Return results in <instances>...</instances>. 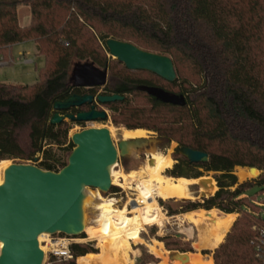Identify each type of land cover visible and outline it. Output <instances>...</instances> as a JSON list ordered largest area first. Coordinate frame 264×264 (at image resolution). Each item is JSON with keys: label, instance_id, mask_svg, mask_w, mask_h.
I'll list each match as a JSON object with an SVG mask.
<instances>
[{"label": "trees", "instance_id": "obj_1", "mask_svg": "<svg viewBox=\"0 0 264 264\" xmlns=\"http://www.w3.org/2000/svg\"><path fill=\"white\" fill-rule=\"evenodd\" d=\"M19 5L30 9L25 26L18 23ZM109 38L168 55L176 79L128 70L108 57ZM25 41L35 43L43 64L32 85L0 82V161H31L58 171L67 162L61 153L74 146L68 123H49L52 105L72 94L123 96L103 104L109 110L105 121L175 142V154L184 146L209 156L206 163L176 157L168 173H212V196L182 200L179 209L166 204L170 199H158L159 205L169 216L199 209L236 214L222 242L203 254H211L213 264H264V0H0V55L8 58L12 45ZM75 60L106 68V83L71 86ZM142 85L182 94L185 105L162 103L139 90ZM237 167L260 173L239 182ZM116 191L111 186L109 192ZM152 235L170 247L167 236ZM70 252L71 258L50 264H77L79 256L95 251L74 243Z\"/></svg>", "mask_w": 264, "mask_h": 264}, {"label": "water", "instance_id": "obj_2", "mask_svg": "<svg viewBox=\"0 0 264 264\" xmlns=\"http://www.w3.org/2000/svg\"><path fill=\"white\" fill-rule=\"evenodd\" d=\"M108 56L121 62L128 70L154 73L165 81L176 79L173 62L168 55L145 51L130 42L109 38L105 41ZM107 69L89 60L72 62L69 84L73 87L97 88L106 83ZM139 90L156 100L171 105L184 106L182 94L170 93L157 86L142 85ZM120 95L72 94L52 105L49 118L52 125L66 119L70 122L104 121L105 110L95 106L122 100ZM88 105V110L78 109ZM72 150L66 164L58 171L43 170L31 163H11L3 173L0 185V264H43V251L38 236L57 232L79 236L84 232V190L97 189L102 194L111 189L110 170L118 158L141 153L151 167L156 153L165 139L140 137L120 139L115 144L107 128L88 127L71 135ZM167 152V149H165ZM178 155L190 163H206L205 152L179 147ZM253 170L255 168H248ZM203 178V177H199ZM208 179H201L199 186L206 188ZM213 194H200V199ZM187 260L186 252L169 254L170 261L180 257Z\"/></svg>", "mask_w": 264, "mask_h": 264}, {"label": "rangeland", "instance_id": "obj_3", "mask_svg": "<svg viewBox=\"0 0 264 264\" xmlns=\"http://www.w3.org/2000/svg\"><path fill=\"white\" fill-rule=\"evenodd\" d=\"M17 16L22 26L27 25L30 21L29 7L25 5L17 6ZM24 57H26L27 59H31L32 61L30 63H26L23 61ZM0 58L2 60L0 62V82L2 83L32 85L34 82H36L38 69L43 64V57L41 55L37 56L36 49L32 41L16 43L15 45L13 44L10 50V56H8V58H4L2 55H0ZM74 62H79V61L75 60ZM139 75L142 76L143 78H148L145 74L141 73ZM102 107L109 116V110L104 105ZM65 122L68 123L70 126L69 128L70 131L68 133V137L70 139L73 133L79 131L78 129L79 125H76L75 123L73 124L67 119L65 120ZM89 127L107 128L109 130L110 137L115 144H117V142L120 139H122L121 131L125 129L122 126L116 127L110 120L93 121ZM144 131H145V137H156L155 133L147 130ZM176 147L177 144L175 142H169V143L163 142L160 148L156 152L158 155H163V156L165 154H168V156L171 158L172 160L171 167L164 170L162 175L166 177H171L173 179L178 177L171 176L168 173V171L172 169L173 165L176 163L175 158L179 157L178 153L175 154ZM165 149H167V152L165 151ZM61 154L67 160L69 151H64ZM147 157L148 156L141 153H133L129 158L118 159L117 166L113 167L114 174L112 177H114L113 183H115V186L119 188V194H117L114 197L115 200L113 203L106 201L105 197L108 195V193L102 194L97 189L85 188L84 223L86 225V228H88V232L84 231L81 235L76 237L79 243L86 244L89 248L95 251L92 253L104 254L106 252V249L101 244V242L97 238L93 237L91 232L92 227L100 226L103 229V231H105L106 230L105 216L115 213L116 211L123 210L125 216L128 217L131 216L130 213V209L132 207L131 203L134 199H136L139 196V191L138 189H136L134 184H131L132 182L130 180L124 182L120 174H134L135 176H137L135 178L138 179V181H140L141 178L138 177V174L142 171L143 166L147 165ZM2 161H5L7 164L31 163V161L24 162L18 160H10V159L2 160ZM2 161H0V163ZM244 169H248V168H244ZM235 171L237 172L238 169L235 168ZM259 173L260 172H258V174L255 177H257ZM142 175L144 176V174ZM203 177H210L213 179L212 173H204ZM255 177H248L246 179H252ZM144 181L145 180L142 179V182ZM213 181L216 187L215 180L213 179ZM190 190L192 192L191 195L192 198H183V199L169 198L170 200H168L166 204L172 209H177V208L179 209L183 205L181 202L182 200L201 201L199 184L196 185L194 184L193 186L190 187ZM216 190L217 187L213 191V194ZM152 196L154 200V205L159 208V212H160L159 222L152 223L149 225H143L141 228L137 229L135 236H131V235L121 236L120 237L121 241L123 240L124 242H126L127 246H124V244L120 242L119 243L120 256H117V253L114 250H110L108 256L111 258L118 257L120 264H131V263L157 264L162 261V258L157 257L151 253L150 249L151 246H153L154 249L160 251L161 253L163 252L162 257L166 256L168 258L167 259L168 263H171L172 261H170L169 259V254L173 253V251L180 252L179 250H177V247H181V248L191 247L193 249V252H186V253L188 254L195 253L199 255L201 254L200 255L201 257L209 256L213 263L211 254H203V251H212L215 247L212 249L204 248L205 250L203 248L200 249L197 248V244H201L202 239L205 237L204 235H206L208 232V226H207L208 219L205 212L213 211L216 216H226L227 214L221 215V212L216 209H211L208 211L204 209H199L196 211H189L184 213L181 217L185 221H182L179 214L169 216L166 213V210H164L165 208L163 209L159 205L158 199L160 198L156 196L155 192L152 193ZM109 197L112 196L110 195ZM200 210H203L204 213L201 216L196 215V213H199ZM187 213L193 214L192 222L186 220V218L184 217V215ZM236 216L237 215L235 214L234 218H236ZM263 218H264V213H263ZM139 233L141 234L140 236ZM152 233H154L159 237L167 236L169 239L168 244L170 247H167V245H165V242L158 240L155 236L152 235Z\"/></svg>", "mask_w": 264, "mask_h": 264}, {"label": "bare ground", "instance_id": "obj_4", "mask_svg": "<svg viewBox=\"0 0 264 264\" xmlns=\"http://www.w3.org/2000/svg\"><path fill=\"white\" fill-rule=\"evenodd\" d=\"M121 137L125 140L145 137V131L142 129H124L121 131ZM151 157L154 159V164L151 167H149L148 165L143 166L142 171L138 174V177L141 178L140 181L135 178L137 176H135L134 174H120L124 182L130 180L132 182L131 184H134L136 189H138L139 191V196L131 203V216H125L123 210L116 211L115 213L105 216V231H103L100 226L92 227L91 232L93 237L97 238L101 242V244L105 247L106 252L104 254L87 253L83 256H79L76 259L77 264H120L118 257L111 258L108 256L110 250H114L117 253V256H120V242H122L124 246H127L126 242H124L123 240L121 241L120 237L124 235L135 236L137 229L141 228L143 225L158 223L160 220L159 208L154 205L152 196L153 192L156 193V196L158 198L163 200L169 198H192L190 187L194 184H198L201 179H208L209 181L208 183H206V188L199 186L200 194L202 192L207 195L213 194V191L216 187L212 178L202 176L203 178L178 177L173 179L171 177L163 176L162 174L164 170L171 167V158L168 156V154H165L163 156L158 155L157 153H153ZM9 165L10 164H7L5 161H2L0 163V185L3 182L4 170ZM237 169L238 171L235 172L237 174L238 180L241 182L248 177H255L259 172L257 169L249 170L241 167H237ZM113 174L114 172L112 167L110 170L112 182L114 181V177H112ZM142 174H144V176ZM142 179H144L145 181L142 182ZM203 213V210H200V212L196 213V215L201 216ZM205 213L208 219V232L206 235H204L205 237L202 239L201 244H197L198 249H212L216 247L223 240L226 232L235 219L234 213L227 214L226 216H216L213 211ZM192 215L193 214L191 213H187L184 215V217L186 218V220L192 222ZM44 236L45 234H41L38 236V242L40 243L39 246L41 249H43L41 241H43ZM150 250L152 254L162 258V261L157 264H213L209 256V258L201 257V254L199 255L195 253H186L187 260L185 261H182V259L184 258L182 256L172 261L171 263H168V258L166 256L162 257L163 252L161 253L160 251L154 249L153 246H151Z\"/></svg>", "mask_w": 264, "mask_h": 264}, {"label": "built area", "instance_id": "obj_5", "mask_svg": "<svg viewBox=\"0 0 264 264\" xmlns=\"http://www.w3.org/2000/svg\"><path fill=\"white\" fill-rule=\"evenodd\" d=\"M1 61L2 60L0 58V62ZM72 123L79 125L78 129L80 131L84 128H88L92 122H81V123L72 122ZM31 163L33 164V162ZM115 166H117V162L113 165V167ZM111 184L112 186H115V183H113L112 180H111ZM117 194H119V191L112 192V193L109 192L108 195L105 197L106 201L113 203L115 200L114 197ZM110 195L112 197H109ZM261 236L263 235L261 234ZM261 238H259V242H260L259 244L264 245V237H261ZM77 240H78L77 237L69 236L66 234L59 233V232L55 234H45L43 241H41L42 243L41 245H43L42 246L43 249L40 248L43 251V264H50L51 259L57 260V261H65L71 258L70 246L74 243H79ZM261 251L262 250L259 247V253H261ZM260 255H262L263 261H264V253Z\"/></svg>", "mask_w": 264, "mask_h": 264}, {"label": "flooded vegetation", "instance_id": "obj_6", "mask_svg": "<svg viewBox=\"0 0 264 264\" xmlns=\"http://www.w3.org/2000/svg\"><path fill=\"white\" fill-rule=\"evenodd\" d=\"M97 95V94H96ZM103 105H100V104H98V105H96L95 107L97 108V109H103V107H102ZM89 109V106L88 105H84V106H82V107H80V108H78V109H75L76 111L77 110H88ZM73 110L74 109H72V110H70V112L71 113H75V112H73ZM104 110V109H103ZM77 123V122H76ZM81 123V122H80Z\"/></svg>", "mask_w": 264, "mask_h": 264}, {"label": "crops", "instance_id": "obj_7", "mask_svg": "<svg viewBox=\"0 0 264 264\" xmlns=\"http://www.w3.org/2000/svg\"><path fill=\"white\" fill-rule=\"evenodd\" d=\"M18 17V16H17ZM30 22V21H29ZM18 23H19V25H21L20 24V22H19V20H18ZM29 24V23H28ZM22 26V25H21ZM21 43H23V42H21ZM33 44H34V46H35V49H36V45H35V43L33 42ZM15 45V44H14ZM13 46V45H12ZM20 53V52H19ZM36 54H37V49H36ZM37 56H38V54H37ZM23 61L24 62H26V63H30L32 60L31 59H27L26 57H24L23 58ZM186 213V212H185ZM184 213H180L179 215H180V217L183 215ZM181 220L182 221H185L182 217H181ZM187 222V221H186Z\"/></svg>", "mask_w": 264, "mask_h": 264}]
</instances>
